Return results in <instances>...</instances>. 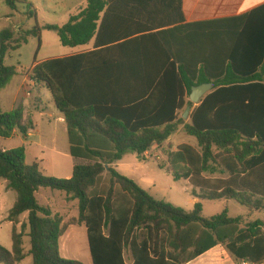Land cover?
Wrapping results in <instances>:
<instances>
[{
  "label": "trees",
  "instance_id": "obj_1",
  "mask_svg": "<svg viewBox=\"0 0 264 264\" xmlns=\"http://www.w3.org/2000/svg\"><path fill=\"white\" fill-rule=\"evenodd\" d=\"M5 2L17 10L15 0ZM44 28L65 48L94 41L91 52L31 70L64 116L71 157L85 163L59 179L28 165L25 146L0 147V181L17 194L7 217L13 249L0 245V264L28 256L33 264H85L60 253L67 227L78 224L87 228L92 264H189L217 246L237 264H264L263 221L242 227L228 210L205 218L201 202L234 201L264 213V5L227 21L187 23L183 0H88L65 25ZM40 32H0V92L18 76L6 57ZM207 83L214 90L193 104L192 88ZM187 107L188 123L181 115ZM182 124L197 146L170 149L161 168L192 187L199 200L193 211L155 199L114 167L128 153L143 157L163 146ZM33 130L31 112H5L0 104V138ZM41 189L77 201L78 219L65 224L41 205Z\"/></svg>",
  "mask_w": 264,
  "mask_h": 264
},
{
  "label": "rangeland",
  "instance_id": "obj_2",
  "mask_svg": "<svg viewBox=\"0 0 264 264\" xmlns=\"http://www.w3.org/2000/svg\"><path fill=\"white\" fill-rule=\"evenodd\" d=\"M88 0H15L17 10H12L5 0H0V32L11 28L17 35H23L27 30L35 27L41 29L39 37H29L28 42L16 51L9 53V64L14 66L27 67L34 60H43L45 56H59L68 51L65 49L54 31L46 30V26H63L68 22L69 14L77 8L86 5ZM33 13V15H32ZM9 18L12 20L9 21ZM17 68V67H16ZM53 129V128H52ZM51 129V130H52ZM181 131H180V130ZM179 131L171 137L169 142L161 147H156L150 151V160L139 161L132 153L126 154V157L121 162V169L125 172L123 175L134 180L135 182H146L149 188L147 192L157 200L169 202L176 207L182 208L185 211H193L195 199L191 195L192 187L186 181L176 182L174 178L161 168V165L166 161V152L170 149L176 150L179 145L187 143H195L194 138L189 137L181 126ZM35 137L41 136L40 132L35 133ZM57 142L50 143L47 140L42 143H37L33 138L23 141L21 139H4L0 138V147L5 150H12L22 146L26 148L25 162L28 165L35 163L40 165V170L45 176L55 177L59 179H67L72 176L74 160L69 155V140L64 134L62 128H57ZM135 163V164H132ZM85 163V161H78ZM47 191L55 195L64 194L60 191L50 189H42L41 193ZM17 194L13 191L0 200V245L8 250L13 249L12 229L13 224L7 221L9 210L16 200ZM42 198V197H41ZM40 199V198H39ZM43 199V198H42ZM42 199L40 203L44 204ZM63 199H61L62 201ZM60 202V201H59ZM71 203H69L70 205ZM224 210H228L230 215L237 216L238 214H246V208L240 206L236 202L226 201H203V216L205 218L213 217L221 214ZM68 214H71L70 210ZM73 215H77L78 211L74 210ZM263 217V214L260 215ZM28 214L21 217L22 223L27 222ZM19 230L21 226H19ZM29 229L26 231L24 238V249L28 253L31 249L30 237L28 236ZM68 237L76 238V241H82L80 248L72 247L66 249L69 255L64 251V242L62 240V256L69 260H78L85 264H92L89 243L87 234L84 228L76 227L69 231ZM85 244V246L83 245ZM129 254L127 253V258ZM225 256H223L224 258ZM220 258V257H219ZM20 264H33V259L28 256Z\"/></svg>",
  "mask_w": 264,
  "mask_h": 264
},
{
  "label": "crops",
  "instance_id": "obj_3",
  "mask_svg": "<svg viewBox=\"0 0 264 264\" xmlns=\"http://www.w3.org/2000/svg\"><path fill=\"white\" fill-rule=\"evenodd\" d=\"M183 2H184V12L186 15L187 23H198V22H206V21H214V20L227 21V20H231L233 18L242 16V15H245L247 13H250L254 9L264 5V0H183ZM86 6L87 4L82 7L77 8L74 12L69 14L68 19L70 20L72 16L79 14V12H81L84 8H86ZM11 20L12 19L9 18V21ZM227 26L228 24L225 25V27ZM65 49H68V51L61 52L63 54L59 56H45L43 60H37L36 58L30 66H27V67L15 66L18 69V76H16L14 80L5 89H3L0 92L1 108L5 112H11L22 106L24 108L26 115L29 112L32 113L34 130L31 133H29L28 137L26 138H24L22 135L16 132L14 136L10 139H21L23 141H26L28 139L33 138L35 142L40 144L45 140H47V142L50 143V139L52 137V143H55L57 142L56 140L57 128H62L64 134L68 136V130L65 124L64 116L57 109L50 90L45 86L38 85L32 79V76H31V70L36 63H41V62H44L46 60L53 59V58H65V57H71V56L81 54V53L91 52L94 49V41L86 46L79 47L76 49H71V48H65ZM9 57H10L9 55L6 57L5 64L9 66H14L13 64H9L8 62ZM30 92L32 96H28V93ZM184 112L181 114L182 117L184 115ZM191 113H192V108L189 113V117ZM189 117L188 119H185L186 123L189 122ZM180 126H181V129H183L184 131V124ZM38 132H40L41 136L35 137L36 136L35 133H38ZM168 144H170V142ZM187 144L196 147L197 141H196V144L195 143H192V144L187 143ZM69 155H70V146H69ZM134 156H136V160H139V161H148L150 160V157H151L150 151L147 152L143 157L138 156L137 154H134ZM125 157L126 155H124L122 160H120L114 165L115 169L121 174L125 173L121 169V166H122L121 162L124 160ZM71 158L74 160V166H75L78 163V161L75 160L73 157ZM132 164H135V163L132 162ZM137 183L145 191H147L146 189L149 188V185L144 181L137 182ZM41 191L42 189L37 193V199L39 203H40V199L43 198L42 201L44 204H41V203L40 204L43 206L50 207L54 215L56 214L61 215L64 218L65 224H68L72 219H78L79 211H78L77 201H72V200L69 201L65 193L60 194V195H55L54 193H48L47 191L41 193ZM10 192L11 191L7 190L6 182L0 181V200L3 201L4 198L10 194ZM61 199L63 200L61 201ZM194 199H195V204L199 202L198 199L196 198ZM203 201H207V200H202L201 201L202 204H203ZM15 202L16 200H14V204ZM226 202H231V201H226ZM69 203L71 204L69 205ZM195 204H194V207H195ZM76 209L78 211V214L73 215L72 213L74 210L76 211ZM69 210L71 214H68ZM246 210H247L246 214H238L237 216H233L229 214V216L233 218H237V217L242 218L243 220L242 227H245L249 223H252L258 220L264 222V218L260 217L261 214H263L264 216V213L250 211L247 208ZM76 227H79L81 229L84 228L87 234V228L84 224L68 226L64 236L61 238V241H60V253L62 252V249H61L62 240L64 242L63 252H65L66 255H69L66 249L69 248L70 246L72 247V244L74 248L76 249L81 247L82 241L81 242L79 240L76 241V238H75L71 244L70 242L73 237H68L69 231L71 229H75ZM83 245L85 246L84 243ZM61 256H62V253H61ZM223 256L225 257L223 258ZM126 261L128 263L131 262L129 260V257L127 258V255H126ZM189 264H237V263L235 262L234 258L225 250L224 247L217 246Z\"/></svg>",
  "mask_w": 264,
  "mask_h": 264
},
{
  "label": "water",
  "instance_id": "obj_4",
  "mask_svg": "<svg viewBox=\"0 0 264 264\" xmlns=\"http://www.w3.org/2000/svg\"><path fill=\"white\" fill-rule=\"evenodd\" d=\"M213 90H214L213 83H207L193 87L192 92L190 94V101L193 104L198 105L201 102V100ZM190 111H191V107H187L183 115L184 119H188Z\"/></svg>",
  "mask_w": 264,
  "mask_h": 264
},
{
  "label": "built area",
  "instance_id": "obj_5",
  "mask_svg": "<svg viewBox=\"0 0 264 264\" xmlns=\"http://www.w3.org/2000/svg\"><path fill=\"white\" fill-rule=\"evenodd\" d=\"M28 96H32L31 92H30V93H28Z\"/></svg>",
  "mask_w": 264,
  "mask_h": 264
}]
</instances>
